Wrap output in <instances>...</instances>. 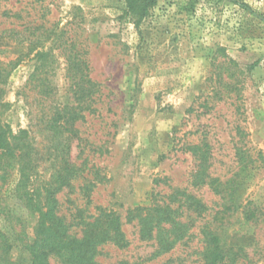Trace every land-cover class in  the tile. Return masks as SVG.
<instances>
[{
    "label": "rangeland",
    "instance_id": "374dc122",
    "mask_svg": "<svg viewBox=\"0 0 264 264\" xmlns=\"http://www.w3.org/2000/svg\"><path fill=\"white\" fill-rule=\"evenodd\" d=\"M129 4L0 0V61L20 59L3 85L2 119L15 134L30 129L40 158L28 187L43 193L68 146L79 171L72 189L55 195L61 210L113 212L129 242L101 246L98 264H203L206 232L240 251L234 264H264V0H155L140 21ZM46 29L57 35L44 44L55 57L47 68L51 98L38 95L36 83L24 87L34 70L31 41L44 40ZM65 41L86 61L97 92L82 102L92 109L77 131L51 139L44 129L50 107L72 98L56 46ZM223 55L242 73L238 92L219 100L213 88ZM194 144L207 152L202 184L194 180L203 170L188 149ZM16 180L13 171L0 186V229L10 235L11 259L31 264L26 242L37 217L11 190ZM189 195L204 207L195 211ZM151 204L169 205L189 223L168 252L157 254L155 239L141 240L138 220L129 217Z\"/></svg>",
    "mask_w": 264,
    "mask_h": 264
},
{
    "label": "trees",
    "instance_id": "16d2710c",
    "mask_svg": "<svg viewBox=\"0 0 264 264\" xmlns=\"http://www.w3.org/2000/svg\"><path fill=\"white\" fill-rule=\"evenodd\" d=\"M154 2L155 0H130L129 8L135 21L145 17ZM14 32L16 36L24 34L23 30ZM52 35H56V30L46 29L44 40L40 41L39 37L31 41V45L34 46L30 47V51H35L34 70L24 85L27 87L31 83H36L34 88H38V95L44 98H51L55 94V86L49 82L47 72L55 57L51 53V48L45 49L44 45L45 41L51 40L49 38ZM56 46L64 52L65 76L72 98L62 108H57V105L50 107L44 129L51 139L62 135V132L77 131L75 123L84 117L86 109H92L91 106L84 108L82 102L85 99L92 101L97 92L94 82L87 75L84 58L79 53L67 49L69 46L67 41ZM223 56L224 59L219 62V69L215 73L217 85L213 88L219 100L227 97L232 91L238 92L239 75L242 73L234 59L227 55ZM19 60L18 58L8 62L0 61V186H6L12 172L16 171L17 180L11 190L20 197L27 210L37 217L33 239L26 242L31 264H49L51 258L59 264H98L97 257L101 246L111 244L124 249L129 244L123 233L120 217L105 209H99L96 214H86L84 209L77 207L74 210L67 209L66 212L61 210L55 195L64 188L72 189V180L79 171V167L70 161L68 146L60 157V165L63 167L59 166L58 170L51 174L45 183L43 193L38 188L28 187L36 178L37 163L40 160L37 157L39 153L32 147V140L29 138L31 131L26 128L15 134L2 119L3 111L8 106L3 100V85ZM29 112L30 115L33 113ZM188 149L194 156H198L199 167L203 170L196 174L194 180L196 184H202L205 181L201 173L205 169L207 152L202 149L201 144L190 145ZM50 159L55 160L57 156ZM187 199L193 200L195 211L204 207L191 195L187 196ZM129 215L130 219L138 220L141 240H156L157 254L170 251L189 231L188 221L181 219L178 210L169 205L151 204L138 207ZM21 230L23 233L24 230ZM21 233L16 231L12 234H15L16 239H20ZM205 239L207 245L202 251L203 264H234L241 256L238 249L221 247L217 243L215 233L206 232ZM11 249L10 235L0 229V264H21L11 259Z\"/></svg>",
    "mask_w": 264,
    "mask_h": 264
}]
</instances>
